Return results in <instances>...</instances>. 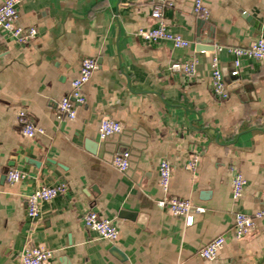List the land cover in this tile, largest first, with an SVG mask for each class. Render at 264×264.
<instances>
[{
    "label": "crops",
    "instance_id": "0c3cea01",
    "mask_svg": "<svg viewBox=\"0 0 264 264\" xmlns=\"http://www.w3.org/2000/svg\"><path fill=\"white\" fill-rule=\"evenodd\" d=\"M166 1L163 20L189 47L138 35L157 25L153 0H21L17 23L36 27V37L22 44L0 28V264H20L28 245L53 250L46 264H264V216L252 234L234 235L236 212L264 211V61L239 57L233 75L231 51L264 38V0H203L208 18L193 13L194 0ZM213 56L227 98L213 92ZM85 57L98 61L86 102L75 119H59L58 103ZM187 59L196 60L194 75L170 70ZM20 110L45 133L25 135ZM105 116L122 131L102 138ZM123 151L125 172L112 163ZM164 159L172 166L168 191L160 185ZM10 168L24 177L10 183ZM239 172L245 186L235 198ZM59 183L67 191L43 202L32 221L27 196ZM168 196L205 210L187 226L158 204ZM89 210L118 226L116 241L84 225ZM219 235L226 241L217 257L203 259L199 250Z\"/></svg>",
    "mask_w": 264,
    "mask_h": 264
},
{
    "label": "built area",
    "instance_id": "2783aa9c",
    "mask_svg": "<svg viewBox=\"0 0 264 264\" xmlns=\"http://www.w3.org/2000/svg\"><path fill=\"white\" fill-rule=\"evenodd\" d=\"M155 2L152 11L153 17L158 22L157 25L150 28H141L138 35L145 41L156 43L159 41H168L175 47H189L190 41L182 35L173 33L168 30L164 20L162 8L168 4L166 0H153ZM21 0H4L0 3V28L12 34V36L22 44L30 42L37 35L36 27H24L17 23L18 6ZM171 4V3H169ZM192 11L195 15L208 18L210 9L203 0H194ZM231 51L237 56L235 61V69L233 75L239 72V57L248 56L264 61V38H258L252 41L246 47H232ZM98 68V61L95 57H85L79 69L76 78L71 82V90L68 95L62 97L58 103L57 117L75 119L77 117V105L86 102L84 94V86L91 79L94 71ZM170 70L192 76L196 73V60H176L170 66ZM211 84L213 92L219 98H227L229 91L227 89L224 75L219 64L217 56L212 59ZM18 121L22 126V132L29 136L35 137L38 134H44L45 130L36 125L33 119L26 111L20 110L17 115ZM122 131V124L108 116L101 119L99 125V133L102 138H107L113 134ZM130 152L123 151L117 153L112 160L114 167L119 171L125 172L130 165ZM198 157L194 156L189 163V168L194 169ZM160 185L168 191L172 176V166L169 160L164 159L159 166ZM24 177V173L17 168H10L7 171V179L10 183H15ZM245 186V177L242 173H237L233 178V194L235 198L240 197ZM68 189L67 184L59 183L52 186H41L35 189L27 196V215L36 222L41 212V204L50 201L60 194H64ZM161 207H165L172 215L182 217L187 226H191L195 222L197 214L204 212V207L195 205L191 199L168 196L158 201ZM264 216V211H258L255 214L245 212H236L234 217V235L236 238H244L252 234L256 228L257 219ZM84 225L97 232V234L110 241H116L119 237L120 230L118 226L109 218L102 216L95 210H89L82 216ZM226 238L219 235L212 239L208 244L199 250V255L206 260H214L220 249L224 246ZM53 250L42 245H28L23 251L20 264H46L53 257Z\"/></svg>",
    "mask_w": 264,
    "mask_h": 264
},
{
    "label": "water",
    "instance_id": "95a60500",
    "mask_svg": "<svg viewBox=\"0 0 264 264\" xmlns=\"http://www.w3.org/2000/svg\"><path fill=\"white\" fill-rule=\"evenodd\" d=\"M202 23H203V22L201 21L200 24L202 25ZM198 34H199V33H198ZM197 41H199V42H203L204 40H202V39L199 37V35H198V39H197ZM207 43H213V40L210 39ZM114 251L118 253V252H119V249H118V248H114ZM119 253H120V252H119ZM120 256L123 258V255L120 254Z\"/></svg>",
    "mask_w": 264,
    "mask_h": 264
}]
</instances>
